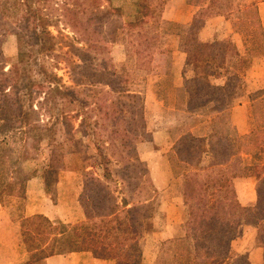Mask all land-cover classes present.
Segmentation results:
<instances>
[{
  "label": "rangeland",
  "instance_id": "rangeland-1",
  "mask_svg": "<svg viewBox=\"0 0 264 264\" xmlns=\"http://www.w3.org/2000/svg\"><path fill=\"white\" fill-rule=\"evenodd\" d=\"M30 2L44 6L50 17L48 29L55 38L50 55L30 57V89L38 106L30 120L39 125L50 117L46 103H42L50 84L41 74L43 64L74 87L75 102L66 107L69 129L59 121L54 145L45 137L40 149H35L32 134L27 133V71L17 73L13 68L20 47L27 41V0H0V263L24 260L27 250L36 260L59 249L74 225L87 220V210L91 224L100 222L101 180L110 193L103 202L108 212L122 208L123 199L126 208L134 211L128 212L127 218L138 234L125 250L128 260L120 264H161L168 258L165 243L185 235L187 220L178 232L181 235L162 237L159 231L171 222L179 226L182 208L189 212L184 193L186 164L174 157L177 138L183 130L208 132L215 117L206 109L187 110L186 105L210 99L214 92L225 97L231 102L223 121L231 129L227 146L232 157H242L244 164L263 169L264 138L260 136L264 132L256 130L254 136L259 139L248 136L253 128H259L250 95L264 88V59H237L227 53L222 45L231 41L224 39L231 34L222 21H217L218 30L213 35L201 40L199 30L211 16L210 9L206 4L198 7L193 19L196 25L190 28L193 22L189 16L196 9L189 5L191 0H164L158 14L143 20L138 18L137 0ZM232 2L230 15L237 13L242 0ZM199 42L206 47L201 53L214 56L218 62L225 56V69L236 74L210 75L208 80L198 76V69L202 72L209 67L208 62H199ZM105 59L107 70L103 69ZM122 104L126 107L119 112ZM185 113L191 118H185ZM121 128L127 130L124 135L132 130L137 138L123 143ZM211 143L218 161L226 145L216 140ZM52 149L58 155L49 164ZM105 154L109 162L103 161ZM106 166L111 176L105 179ZM247 175L255 180L257 191L262 178L253 169L241 176ZM31 178L38 182L29 201L27 181ZM240 185L248 189L247 183ZM38 203L76 220L62 222L41 213L27 216V209L33 210ZM248 213L251 222L245 218L237 235L243 230L248 233L251 228L247 225H254L256 242L261 244L253 223L256 218ZM96 255L114 258L119 264L116 257Z\"/></svg>",
  "mask_w": 264,
  "mask_h": 264
},
{
  "label": "trees",
  "instance_id": "trees-1",
  "mask_svg": "<svg viewBox=\"0 0 264 264\" xmlns=\"http://www.w3.org/2000/svg\"><path fill=\"white\" fill-rule=\"evenodd\" d=\"M19 2H22V0H19ZM191 2L201 7V9L204 6L203 4H206V8L210 9L209 15L223 12L229 14V10L232 9L231 6L233 5L232 0H191ZM137 3L139 7L138 18L140 17L143 20L144 17L158 14V11L160 12L164 5V0H137ZM225 9L228 11L225 12ZM242 10L241 6L237 8V16L241 19V26L245 27L243 21L245 20V16L241 15L243 13ZM246 13H248L246 17H250V21L253 24V26L246 27L247 32L251 34L250 36L256 38L263 35L262 27L254 25L257 18L255 8L250 7V9L246 10ZM100 16L102 17L101 14L98 17ZM26 18L27 41H25V46L22 45L20 47L18 58L13 68L17 73L27 71V102L29 104L27 106V133L32 134L33 147L40 149L41 142L45 137H48V144L54 145L57 138V125L59 121L69 129V124L65 122L68 116L66 107L68 104L75 102L74 93L76 90H74L73 86L63 83L57 73L47 71V68L43 64L40 70L41 74L44 80L50 84L45 91L42 103H46L50 117L45 123L39 125L32 124L30 118L38 106L33 102L34 91L30 89L32 85L30 57L33 54L50 55L55 49V38L47 26L50 17L44 12V6L40 3L34 6L27 0ZM195 21H193L190 28L196 25ZM253 43L259 44V41L257 40ZM198 45L197 49L199 53L197 56H202L199 62L209 63V67L206 70L202 72L199 69L197 70L198 76L208 80L210 75L219 78L221 76L236 74L233 70L225 69V56L221 57L218 62L217 59H214V56L208 53H201L206 50L203 43L199 42ZM222 48L230 55L235 56L237 54L236 47L229 40L225 41ZM225 51H223V55ZM107 62L106 59L103 62L105 63L104 70L109 69L106 65ZM212 86L219 89V86ZM185 91L187 90L185 89ZM219 96L221 95L214 92L210 99L206 98L196 101L193 105L189 103V105H186L187 110H199L202 108L201 110L206 109L209 113H215V117L211 122L208 132L194 133L189 128L190 130H183V133L177 138L174 157L182 165L186 164L183 172L185 177L184 193L185 200L189 205V216L186 222L185 235L170 239L165 243L167 247L164 251L167 253L168 258H164L161 264H249L245 254L239 252L237 254V251L232 248V241L237 235V229L241 222L248 217L249 211L256 218V221L252 222L258 228V241L264 246V167L263 169L260 167H258L259 169H254L256 167L253 165L244 164L242 157H232L231 149L227 146L231 129L227 122L223 121V116L227 115L230 110L228 107H230L231 102L226 101L225 97ZM250 97L252 100L250 104L257 113L256 123L259 128H253L248 138H258V135L254 136V133L257 132L256 130L264 132V88L253 91ZM119 104L120 102L112 104V106L116 108ZM125 107V104H122L119 112H123ZM184 117L187 119L191 118L189 117V113H185ZM114 123L115 126L118 124L116 120ZM118 130L119 134L123 131L122 128ZM124 132H127V130H124L122 134L123 143L131 142V139L137 138V134H132V130L131 133L129 131L130 134L124 135ZM260 138H264V135L260 136ZM258 139L256 140L258 141ZM214 140L219 141L222 145L224 143L226 145V151L222 152V156L218 161H215L216 151L213 150L214 144L211 143ZM57 155L58 153L52 149L51 156L48 158L49 164ZM191 159L194 163H191ZM206 159L207 161L205 162L204 160ZM103 161L109 162L106 154L103 155ZM252 169L262 179L257 186V204L254 207H246L237 198L233 186V178L248 174V170ZM103 176L105 179L111 176V170L107 166L105 167ZM92 178L96 180V178ZM86 182L85 188L88 185ZM99 184L100 195L98 197V204H100L102 214L100 222L91 224L90 219L88 220L87 210V220L74 225L71 233H67L70 236L67 241L59 249H52L47 252V255L59 251L91 249L98 255L116 257L119 260V264L128 260L129 257H127L125 250L130 246L129 242L138 234L137 229L127 218L128 212L134 211H132L133 209L126 208V202L123 199L122 208L111 209L112 214L108 212L109 209L103 205V202L108 198L110 193L103 181L99 180ZM124 212L126 215L123 214ZM245 220L251 222L248 218ZM64 233L65 230H63ZM101 251L103 254H101Z\"/></svg>",
  "mask_w": 264,
  "mask_h": 264
},
{
  "label": "crops",
  "instance_id": "crops-1",
  "mask_svg": "<svg viewBox=\"0 0 264 264\" xmlns=\"http://www.w3.org/2000/svg\"><path fill=\"white\" fill-rule=\"evenodd\" d=\"M184 1V0H183ZM186 1V0H185ZM190 1V0H189ZM191 7H194V13L193 15L189 16V20H191V23L193 22L194 16L196 14V10L199 7L198 5H195L190 2L189 4ZM250 7H254L256 11V22L254 25L261 26L263 30V35L259 37H252L250 36L246 30L247 26H253L252 22L250 21V17L247 18L248 13H246L247 9H250ZM241 8L242 14L245 17L244 23L245 27L241 26V19L237 16V13H232L233 15H230V13H218L207 17L205 25H201L199 30V37L201 40H205L206 38L213 35L217 30V21H222L227 24L229 27L228 33L231 34V36H227L224 39H230L231 42L234 44L237 50L236 58H243L242 56H249V58H260L264 59V0H242L241 2ZM255 15V16H256ZM250 16V15H249ZM187 20L186 22H189ZM186 24V23H185ZM203 24V23H202ZM229 35V34H228ZM259 41V44H254V41ZM247 42L248 44H246ZM245 43V44H244ZM258 46L257 48L255 46ZM249 46V48H248ZM261 50V51H259ZM256 51H259L261 53H256ZM264 87V86H263ZM249 104V102H248ZM240 135V134H239ZM38 182V179L31 178L27 181V198L32 199L33 195H35V189ZM245 182L247 183L248 189L246 190V187H241L240 183ZM233 186L236 191L237 198L239 202L243 206H254L257 204V191H256V185L255 180L252 178V176H236L233 178ZM32 204L34 202H31ZM28 206V202H27ZM38 207H35L33 210L29 211L30 209H27V216H32L34 214H44L50 219H57L62 222H70L75 221L76 219L71 218H65L62 215H58L57 213H54L50 209H45L44 203H38ZM186 208V207H185ZM181 213V219L179 220V226L175 223H170L167 227H164L159 233L162 237H168V236H174V235H181L179 230L183 229V225L186 222L189 212L186 209L182 208ZM13 222V221H12ZM179 227V229H178ZM247 228H251L248 233L243 230L241 232V236H236L235 239L232 241V248L239 252L245 254L247 257V260L249 264H264V247L263 245L256 242V235L255 230L256 227L253 225H247ZM240 235V234H239ZM33 253L32 251L27 250V258L24 260H16L14 262H1L0 264H117V260L114 258L109 257H99L97 256L93 251L91 250H67V251H59L55 252L53 254H45L38 259L35 260L34 257H32ZM34 261V262H32Z\"/></svg>",
  "mask_w": 264,
  "mask_h": 264
}]
</instances>
